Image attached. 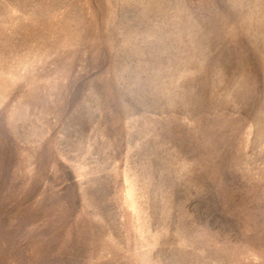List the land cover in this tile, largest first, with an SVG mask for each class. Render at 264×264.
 I'll list each match as a JSON object with an SVG mask.
<instances>
[{"label": "rangeland", "instance_id": "1", "mask_svg": "<svg viewBox=\"0 0 264 264\" xmlns=\"http://www.w3.org/2000/svg\"><path fill=\"white\" fill-rule=\"evenodd\" d=\"M0 264H264V0H0Z\"/></svg>", "mask_w": 264, "mask_h": 264}]
</instances>
